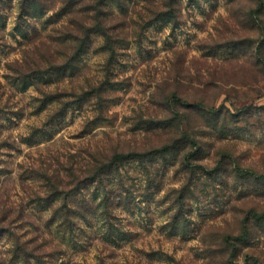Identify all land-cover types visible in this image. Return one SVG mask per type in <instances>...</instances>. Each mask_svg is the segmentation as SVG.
Wrapping results in <instances>:
<instances>
[{"label":"rangeland","instance_id":"obj_1","mask_svg":"<svg viewBox=\"0 0 264 264\" xmlns=\"http://www.w3.org/2000/svg\"><path fill=\"white\" fill-rule=\"evenodd\" d=\"M66 3L0 0V264H264V2Z\"/></svg>","mask_w":264,"mask_h":264},{"label":"trees","instance_id":"obj_2","mask_svg":"<svg viewBox=\"0 0 264 264\" xmlns=\"http://www.w3.org/2000/svg\"><path fill=\"white\" fill-rule=\"evenodd\" d=\"M64 1L67 2L65 5L69 9L71 8L74 10V9H77L78 7H80L81 11H79V12H87V13H91L93 15L90 19L91 21H94L95 23H99V22L102 23V21L105 20L106 16H107V10L105 11L104 9H108L107 8L108 6L111 8L114 4L115 5L117 4L118 6H120L126 0H64ZM260 1H261V3L264 2V0H260ZM20 3H21V11H22L23 15H27V13H29V12L31 13V11H33V10H40V14L44 11L42 0H20ZM73 13H74V11L70 12V14H72V15H73ZM22 14H21V16H22ZM165 14H164V16H167V15H170L171 13L166 14V15ZM81 20L83 21V24H84V20L82 18H81ZM83 24L80 25V28H82L81 31L84 30V31H86L87 34H88V32L95 33V31L96 32H98V31L103 32L104 35L106 36L107 48L112 52L115 51L114 46L110 44L109 35H108V32L106 31V29H104V28L102 29L99 26H97L96 28H94V26L89 28ZM77 41L78 42H77V45L75 47L74 56L77 59H79L88 52L89 36H85L83 40H81V37H80ZM166 101H168V99ZM169 101L172 104H174L176 102H178V103L182 102V99L178 98L176 95H171L169 97ZM206 106L207 105L203 104L202 102L195 104V107L197 110L204 109V108H206ZM195 107L193 106V108H195ZM129 157H130L129 155H127L125 157L123 155H118V157H114L113 164L117 163L118 161L130 159ZM251 173H253V172H251ZM57 189L58 188L56 187V190ZM87 211H89V210H85L84 213L80 212L78 210H53L52 217L53 218H56V217L62 218V223H61L60 227L65 232L67 229H70L73 226V224L75 223V221L77 219L79 220V217L82 220H86L87 214H88V213H86ZM251 219H252L251 217H246L245 220H246V222H249ZM7 225L0 222V236L3 233H10L11 229H10L9 225H11V223H9ZM11 235H13V234H11ZM14 236H15V240H16V234L15 233H14ZM21 254H23V258H21L22 264H31V262H30L31 255L26 252L25 247H23L21 244H18L14 249V255H15V257L19 258V257H22V256H19ZM36 263L40 264L41 262H39L37 260Z\"/></svg>","mask_w":264,"mask_h":264}]
</instances>
